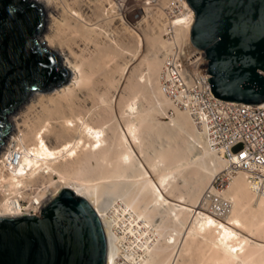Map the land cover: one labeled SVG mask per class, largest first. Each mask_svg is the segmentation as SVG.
Listing matches in <instances>:
<instances>
[{
  "label": "bare ground",
  "instance_id": "1",
  "mask_svg": "<svg viewBox=\"0 0 264 264\" xmlns=\"http://www.w3.org/2000/svg\"><path fill=\"white\" fill-rule=\"evenodd\" d=\"M34 1L46 20L38 42L57 53L70 77L48 92L31 91L26 103L8 113L9 130L0 143V217L28 214V208L37 214L60 188H69L102 220L105 264H117L120 255L130 264H264V194L254 190L245 171L214 193L210 181L228 161L210 150L190 115L170 101L158 81V52L165 53L169 43L160 37L167 1L61 0L62 11L53 0ZM90 8L101 16L122 11L116 17L130 31L131 45L109 34V43L102 42L100 23H92L85 11ZM62 24L92 40V52L75 55L70 44L64 46ZM189 32L179 25L175 35L189 41ZM119 57L120 76L108 79L113 93L97 90L95 73ZM170 102L176 115L167 123L155 120V112L163 113ZM193 168L191 184L185 177L180 182L181 173ZM54 176L59 186L51 190ZM205 190L217 197L207 202L222 200L220 210L200 206ZM106 192L119 202L113 214L107 212ZM118 222L119 234L113 230ZM246 233L262 236L261 243ZM195 248L207 257L194 260Z\"/></svg>",
  "mask_w": 264,
  "mask_h": 264
},
{
  "label": "water",
  "instance_id": "2",
  "mask_svg": "<svg viewBox=\"0 0 264 264\" xmlns=\"http://www.w3.org/2000/svg\"><path fill=\"white\" fill-rule=\"evenodd\" d=\"M194 11L191 44L206 60L218 99L264 102V0H186ZM45 11L34 0H0V143L8 113L31 91H50L70 73L38 42ZM108 242L97 211L69 188L39 214L0 217V264H105Z\"/></svg>",
  "mask_w": 264,
  "mask_h": 264
},
{
  "label": "built area",
  "instance_id": "3",
  "mask_svg": "<svg viewBox=\"0 0 264 264\" xmlns=\"http://www.w3.org/2000/svg\"><path fill=\"white\" fill-rule=\"evenodd\" d=\"M166 1L162 26L169 43L158 81L174 105L190 115L210 150L228 161V168L212 178L211 188L214 193L221 191L234 174L245 171L248 181L256 183L254 190L264 194V102L235 103L212 94L202 52L175 35L179 25L190 29L194 11L186 0ZM204 195L200 206L211 203L206 201L208 197L217 198L210 191Z\"/></svg>",
  "mask_w": 264,
  "mask_h": 264
},
{
  "label": "rangeland",
  "instance_id": "4",
  "mask_svg": "<svg viewBox=\"0 0 264 264\" xmlns=\"http://www.w3.org/2000/svg\"><path fill=\"white\" fill-rule=\"evenodd\" d=\"M61 0H53V5H55V6H57L58 7V9H59V7H60V9H59V11H62L63 10V3H62V1L60 2ZM150 1V0H149ZM59 3V4H58ZM61 5H62V7H61ZM148 6H150V5H148ZM85 11H87L86 13H87V15H88V17L90 18V19H92V23H96V22H99L100 24V27H101V29L103 30V34H101L100 35V40H102V42H104L105 44H107V43H109V40H108V37H112V36H115V37H117L118 39H119V41L121 42V43H126V45H131V43H132V41H128V36H129V30H127V28H125V26L123 25V23H121L120 21H119V19L116 17L117 16V14L119 13V12H121V14H122V11H118V9L117 10H115V14H116V16H112V13L110 14V16H108V15H106L105 13L103 14L102 13V16L100 15V14H95V13H93V12H91V8H90V10H87V9H85ZM134 12H136V10H134ZM152 15H154V14H152L151 12L149 13V15H148V18H147V20L148 21H150V23L152 22V20L154 19L153 17H155V15L154 16H152ZM152 16V17H151ZM61 17H63V16H60L59 18H61ZM151 18V19H150ZM162 18V17H161ZM45 26H46V20H45ZM63 26H64V29H63ZM144 27V24H142L141 25V27ZM66 27H67V29L69 28L68 26H65L64 24H62L61 26H60V30H59V39L63 42V44H64V46H68V44H70L71 45V51L73 52V53H75V55H80V53H82V55H88L89 53H91L92 52V50H93V48H94V44H93V41L92 40H90V39H84V38H82L80 35H78V34H76L75 35V33L72 31V30H70V29H66ZM65 30H67V31H65ZM44 31H45V27H44ZM44 31H43V33L41 34V35H39L38 36V38L40 37V36H42L43 34H44ZM67 34L69 35V36H67ZM106 34H109V36L107 37V35ZM78 35V36H77ZM164 34H163V32L161 33L160 32V37H161V40L162 41H165L166 39L164 38V36H163ZM70 37V38H69ZM63 38H65V39H63ZM75 38V39H74ZM63 39V40H62ZM68 39V40H67ZM74 39V40H73ZM123 42H122V41ZM69 41V42H68ZM89 44V45H88ZM164 44H165V42H164ZM167 45V44H166ZM69 47V46H68ZM163 50V49H162ZM78 51V52H77ZM164 52H158V57L160 58V60H163V54ZM59 60H60V63H62L61 62V59H60V57H59ZM123 57H119V58H117V60L116 61H112V60H109V62H107V67H106V69H104V72H101V71H103V70H99V71H97L96 73H95V78H96V83H95V87L97 88V90H99V91H103V90H107L108 88H109V93H113V91H114V89H115V87L114 86H111L110 85V82H109V77H114V80H117L118 78H119V76H120V71L121 70H119L120 68H121V66L123 65ZM110 63V64H109ZM62 66V65H61ZM160 66H161V64L159 65V67H158V71H159V69H160ZM63 67V66H62ZM117 67H120L119 69L117 68ZM116 69H118V71L116 70ZM67 70V69H66ZM114 70V71H113ZM116 72V73H115ZM98 73V74H97ZM39 91V90H38ZM34 92H37V91H34ZM46 92H48V91H46ZM39 93H41V91L39 92ZM44 93V92H43ZM30 97V95L28 96V98ZM28 98H27V100H28ZM171 101V100H170ZM175 109H177L173 104H172V102H170V105L166 108V110L162 113V111H157V112H155V114H154V117H155V120H156V118H157V120H159L161 123H167V122H169V120H170V117L171 116H175L176 115V112H175ZM9 130V129H8ZM8 133V132H7ZM160 140L158 139H156L155 138V144H158V142H159ZM195 169L196 168H193V169H190V170H184L182 173H181V177L179 178V181L181 182L182 180H183V178L185 177V179H187V181H189V183L191 184V179L192 178H194L195 177ZM184 172H185V176H184ZM193 176H192V175ZM191 177V178H190ZM54 181H56V183H55V185H54V187H52L51 188V190H54L55 189V187H57V189H58V186H59V183L57 182V180H58V177L57 176H54V179H53ZM211 180V179H210ZM211 182V181H210ZM190 184H188V185H190ZM226 186H228V184L226 185ZM226 186L224 187V188H226ZM189 189V187H186L185 188V190L186 191H188V189ZM223 188V189H224ZM222 189V190H223ZM60 190H61V188H60ZM59 190V191H60ZM221 190V191H222ZM190 191H192V190H190L189 189V193H194L193 191L192 192H190ZM203 195H204V193H202ZM203 195H202V198H203ZM103 198H105L104 200H105V202H106V204L108 205V208H107V212H108V214H113V213H115L116 212V210H115V208L117 207V205H118V200H113L114 199V195H112V194H110V193H103ZM117 201V202H116ZM214 200H211L210 202H213ZM24 203H25V206H27L28 205V203L27 202H25L24 201ZM117 205H116V204ZM220 203V202H219ZM209 204V203H208ZM213 204H215V201H214V203ZM221 204V203H220ZM211 204H209V206H210ZM222 205V204H221ZM115 207V208H114ZM213 209V211L215 210V209H217V208H215V207H213V206H210V210H212ZM219 208H222V206H219ZM218 208V209H219ZM114 209V210H113ZM220 210V209H219ZM24 211H25V209H24ZM216 211V210H215ZM25 212H28V213H33V211H32V209L30 208H28V209H26V211ZM110 212V213H109ZM37 214H39V213H37ZM122 227V223L121 222H118L117 223V225H115L114 226V228H113V230L116 232V233H118L119 234V231L121 232V227ZM116 227V228H115ZM119 228V229H118ZM246 234H248V233H246ZM249 236H250V238H252L251 236H252V234H248ZM127 236H128V239H134V236L132 235V234H127ZM132 236V237H131ZM260 238V237H262V236H256V237H253L252 238V240L254 239V241H259L260 243H261V241L258 239V238ZM261 239V238H260ZM262 239H264V238H262ZM261 239V240H262ZM130 240H127L128 242L130 241ZM126 241V240H125ZM125 245L127 244V243H124ZM262 244H264V240L262 241ZM207 257V253L205 254V252L201 249V248H195L194 249V252H193V254H192V258L194 259V260H198L199 258L201 259V258H206ZM116 260H118V262H117V264H130L129 262H127V259L125 258V257H123V256H121L120 255V257H118ZM126 260V261H125Z\"/></svg>",
  "mask_w": 264,
  "mask_h": 264
},
{
  "label": "clouds",
  "instance_id": "5",
  "mask_svg": "<svg viewBox=\"0 0 264 264\" xmlns=\"http://www.w3.org/2000/svg\"><path fill=\"white\" fill-rule=\"evenodd\" d=\"M190 6V5H189ZM193 10V9H192ZM191 28V27H190ZM190 41V40H189ZM191 43V42H190ZM199 50V49H198ZM261 104V103H260ZM255 105V104H254ZM28 214H35V213H28Z\"/></svg>",
  "mask_w": 264,
  "mask_h": 264
}]
</instances>
